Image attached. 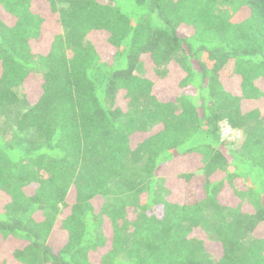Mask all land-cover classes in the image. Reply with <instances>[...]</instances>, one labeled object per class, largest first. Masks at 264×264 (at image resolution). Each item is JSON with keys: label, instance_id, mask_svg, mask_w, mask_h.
<instances>
[{"label": "trees", "instance_id": "1", "mask_svg": "<svg viewBox=\"0 0 264 264\" xmlns=\"http://www.w3.org/2000/svg\"><path fill=\"white\" fill-rule=\"evenodd\" d=\"M0 264H264V0H0Z\"/></svg>", "mask_w": 264, "mask_h": 264}, {"label": "rangeland", "instance_id": "2", "mask_svg": "<svg viewBox=\"0 0 264 264\" xmlns=\"http://www.w3.org/2000/svg\"><path fill=\"white\" fill-rule=\"evenodd\" d=\"M220 136H221V139L223 141H227L228 143L229 142L230 143H233L234 141H237L240 138L241 132H239V131H232L228 127L227 124L223 123V124H221ZM230 148L233 149L234 148V145L231 144L230 145ZM127 187H128L127 185H124V186L121 187L122 188L121 190H125V189H127ZM121 199H122V201L123 200L124 201H127L128 200V194L127 193H123L121 195ZM197 234H198V232H197ZM202 237H204V235H202Z\"/></svg>", "mask_w": 264, "mask_h": 264}]
</instances>
